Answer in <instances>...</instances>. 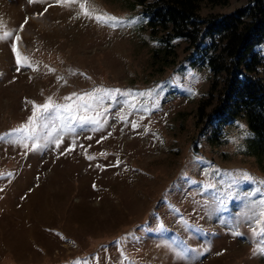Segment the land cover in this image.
Here are the masks:
<instances>
[{"label":"rangeland","instance_id":"1","mask_svg":"<svg viewBox=\"0 0 264 264\" xmlns=\"http://www.w3.org/2000/svg\"><path fill=\"white\" fill-rule=\"evenodd\" d=\"M172 42L159 71L135 0H0V264H264V155L240 116L208 143Z\"/></svg>","mask_w":264,"mask_h":264},{"label":"trees","instance_id":"2","mask_svg":"<svg viewBox=\"0 0 264 264\" xmlns=\"http://www.w3.org/2000/svg\"><path fill=\"white\" fill-rule=\"evenodd\" d=\"M227 0H135L157 47L151 59L162 71L174 63L173 40L190 50L191 67L210 71L206 97L195 109V123L209 127L207 141L216 144L223 126L240 116L264 155V56L254 46L264 40V0H248L225 14L200 16V4Z\"/></svg>","mask_w":264,"mask_h":264},{"label":"snow or ice","instance_id":"3","mask_svg":"<svg viewBox=\"0 0 264 264\" xmlns=\"http://www.w3.org/2000/svg\"><path fill=\"white\" fill-rule=\"evenodd\" d=\"M98 19H99V18H98ZM109 19H112V18H109ZM70 99H71V98H70ZM50 107H52V104H47V105H44V106H43L44 110H47V109H49ZM73 107H74L73 105L69 104L68 106H65V109H64V110L70 112V111L73 109ZM36 111H40V109L37 108ZM240 127L243 128L242 125H240ZM55 143H56V146L59 147V145H60V140L57 139ZM245 175H246V174H245ZM252 195H255V193H253ZM244 198L247 199L246 196H245ZM259 203H260L261 205H264V199H261V200L259 201ZM218 210H219V206H218V205H217V207L213 208V212H216V211H218ZM255 224H256V226H258V227L264 229V211H261V213H260V218L257 219V220L255 221ZM232 234L238 236V235H240L241 233H239V232H235V231H234ZM189 251H192V250L189 249Z\"/></svg>","mask_w":264,"mask_h":264},{"label":"clouds","instance_id":"4","mask_svg":"<svg viewBox=\"0 0 264 264\" xmlns=\"http://www.w3.org/2000/svg\"><path fill=\"white\" fill-rule=\"evenodd\" d=\"M243 127H245V125H243V124H241ZM225 139L229 142V143H231V142H233V139H234V137L232 136V135H228V136H226L225 137Z\"/></svg>","mask_w":264,"mask_h":264}]
</instances>
